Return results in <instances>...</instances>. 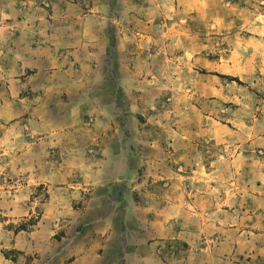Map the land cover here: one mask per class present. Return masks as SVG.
I'll list each match as a JSON object with an SVG mask.
<instances>
[{
  "label": "rangeland",
  "instance_id": "obj_1",
  "mask_svg": "<svg viewBox=\"0 0 264 264\" xmlns=\"http://www.w3.org/2000/svg\"><path fill=\"white\" fill-rule=\"evenodd\" d=\"M0 264H264V0H0Z\"/></svg>",
  "mask_w": 264,
  "mask_h": 264
},
{
  "label": "trees",
  "instance_id": "obj_2",
  "mask_svg": "<svg viewBox=\"0 0 264 264\" xmlns=\"http://www.w3.org/2000/svg\"><path fill=\"white\" fill-rule=\"evenodd\" d=\"M228 79L230 80H234V81H238L239 80L237 78H234V77H227ZM28 229V225L27 224H22L19 228L16 229V232H19L21 230H27Z\"/></svg>",
  "mask_w": 264,
  "mask_h": 264
}]
</instances>
